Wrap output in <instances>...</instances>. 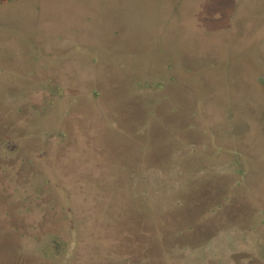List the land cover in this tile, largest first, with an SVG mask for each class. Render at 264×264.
<instances>
[{
  "label": "rangeland",
  "instance_id": "rangeland-1",
  "mask_svg": "<svg viewBox=\"0 0 264 264\" xmlns=\"http://www.w3.org/2000/svg\"><path fill=\"white\" fill-rule=\"evenodd\" d=\"M0 181V264H264V0H0Z\"/></svg>",
  "mask_w": 264,
  "mask_h": 264
},
{
  "label": "trees",
  "instance_id": "trees-1",
  "mask_svg": "<svg viewBox=\"0 0 264 264\" xmlns=\"http://www.w3.org/2000/svg\"><path fill=\"white\" fill-rule=\"evenodd\" d=\"M20 113V112H19ZM62 137V134L60 136V138ZM9 149L13 150L14 153L18 152V145H10L8 144ZM6 157V155H5ZM10 166H8L7 168H9ZM2 173H6V169L4 171H1ZM36 176L33 174V178L35 179ZM47 178V176H46ZM14 179V178H13ZM149 177L146 173L141 172V173H130L127 174L126 176H121L120 181H122V183L126 186H128V189L131 191H138L135 192V198H133L135 200V202H139V201H145L146 199H148V194L151 193V185L149 186V181H148ZM161 188L164 187V185L161 183ZM149 187V188H148ZM168 187V185H167ZM164 187V188H167ZM11 187L9 185V182H2L0 181V212L5 211V217H7L6 219H3V221H0V239L1 241H5V239H9L12 241L13 245L14 242L13 240L15 239L14 237H17L23 229L20 228V226L16 223V221L13 222V215L11 213V211H7V210H12L11 208H8L7 206L11 205V201L14 198V194H19L18 193V189L16 191H10ZM31 194H33L34 196H39L40 199L39 202H41V199H45V197H47V193H45L44 189L41 187H37L36 185H31ZM30 190L25 191L24 194H29ZM9 191V192H8ZM46 194V195H44ZM42 197V198H41ZM134 197V196H133ZM148 197V198H147ZM20 198V197H19ZM48 198V197H47ZM47 200V199H46ZM6 202V203H5ZM26 202V201H25ZM8 203V204H7ZM180 204V203H179ZM33 230H35L33 228ZM14 236V237H13ZM57 241H61V238L57 236L56 238ZM5 245H8L7 243H4Z\"/></svg>",
  "mask_w": 264,
  "mask_h": 264
}]
</instances>
